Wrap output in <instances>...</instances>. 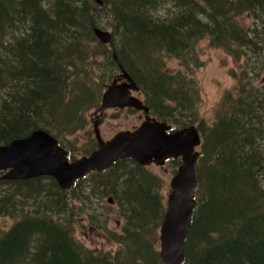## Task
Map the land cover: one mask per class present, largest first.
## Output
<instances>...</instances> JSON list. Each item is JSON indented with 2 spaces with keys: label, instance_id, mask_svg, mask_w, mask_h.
<instances>
[{
  "label": "trees",
  "instance_id": "16d2710c",
  "mask_svg": "<svg viewBox=\"0 0 264 264\" xmlns=\"http://www.w3.org/2000/svg\"><path fill=\"white\" fill-rule=\"evenodd\" d=\"M103 3L0 0V146L37 129L64 144L63 134L84 126L82 113L101 104L103 92L81 75L82 65H100L106 87L121 64L150 114L177 127L197 124L202 135L183 264H264V81L256 83L264 69L252 67L264 66V0ZM100 24L111 28L112 44L95 35ZM204 39L236 65L234 87L212 122L200 116L198 83L166 69L169 58L191 74L193 65H204L197 50ZM2 175L0 217L15 221L0 229V264H164L158 230L167 207L162 180L149 167L125 158L68 190L52 177ZM84 183L113 194L122 221L120 232L108 231L115 250L75 236L73 216L82 210L76 200H90Z\"/></svg>",
  "mask_w": 264,
  "mask_h": 264
},
{
  "label": "water",
  "instance_id": "95a60500",
  "mask_svg": "<svg viewBox=\"0 0 264 264\" xmlns=\"http://www.w3.org/2000/svg\"><path fill=\"white\" fill-rule=\"evenodd\" d=\"M103 5V0H95ZM104 44H112L109 30L93 27ZM117 59V56L115 55ZM120 75L106 85L101 104L94 112V132L98 145L90 154L75 160L58 140L44 129L0 146V171L7 180L52 177L68 190L91 172H102L114 163L134 159L142 166L164 165L169 159L181 164L170 181L167 210L160 227V256L164 264H183L185 243L196 207V164L200 156L202 135L195 125L175 129L166 121L151 116L149 107L133 95L140 87L131 74L119 64ZM111 108H133L145 112V120L134 129L121 130L104 139L100 129L102 114ZM112 202V199H109Z\"/></svg>",
  "mask_w": 264,
  "mask_h": 264
},
{
  "label": "rangeland",
  "instance_id": "374dc122",
  "mask_svg": "<svg viewBox=\"0 0 264 264\" xmlns=\"http://www.w3.org/2000/svg\"><path fill=\"white\" fill-rule=\"evenodd\" d=\"M100 27L102 28L104 26L100 24ZM106 29L111 31L109 27H106ZM197 50L204 65H193L192 68L194 72L192 74L187 73L188 71L179 65L178 60L175 58H169L167 60L168 65H166V69L173 72L175 70H181L189 79H192L193 83L195 81L198 83L200 89V116L212 122L215 117L217 105L223 93L234 87L235 78L231 70L236 65L234 64L233 57L228 55L225 51L211 48L208 39L202 40L198 44ZM82 67L83 70L81 71V75L86 76L88 82L91 77L96 79L103 92L105 89L102 85L104 73L100 65H82ZM252 67L256 70L258 69V71L260 68L264 69L262 65H253ZM119 71L120 69L114 70V76L119 73ZM260 78H262L261 81ZM262 81H264V70L256 83L260 84ZM194 86L196 85L194 84ZM141 97L144 99L145 95L142 94ZM96 109L97 107L82 113L84 126L80 127L74 134L68 135V133H65L62 135L65 137L62 146L65 148L66 146L69 147L68 149L71 150L75 158L86 155L84 152L87 150V154L92 152L88 145L92 140L96 141L94 133V122L97 119L94 115ZM143 120L144 114L138 110L108 109L101 117L102 123L100 129L102 136L104 139H110L121 130L134 129L136 126L142 124L141 122ZM150 170L162 180V185L159 189L165 202H167L168 195L171 191L170 181L177 169H175L173 162H169L165 167L152 165L150 166ZM82 190L85 195H90V200H86V198L76 200L78 204H82V210L73 216L72 223L76 226L75 236L89 247L103 250H115L118 243H114L111 240V234L108 233V231L120 232L122 221L119 220L118 205L113 199V194L105 193L104 187L95 188L93 185L87 183H84ZM109 199H112V202H110ZM90 216H94L95 219L92 220ZM105 219L107 220L105 221ZM14 221L15 219L12 217H0V229L11 225ZM159 236L160 228L158 230V246L160 250Z\"/></svg>",
  "mask_w": 264,
  "mask_h": 264
},
{
  "label": "flooded vegetation",
  "instance_id": "af4514ba",
  "mask_svg": "<svg viewBox=\"0 0 264 264\" xmlns=\"http://www.w3.org/2000/svg\"><path fill=\"white\" fill-rule=\"evenodd\" d=\"M120 69V68H119ZM120 73H121V70L119 71V73H117L114 77H113V79L114 78H116L118 75H120ZM112 79V80H113ZM143 93H142V90L141 91H139V92H135V91H133V95H136V96H139L140 97V99H142L143 100V102L147 105V103H146V101H145V98L143 99L142 97H141V95H142ZM148 106V105H147ZM114 109H119V108H114ZM126 109H128V110H130V109H132V110H134L133 108H123V109H119V110H126ZM139 111V110H138ZM139 112H142L143 114H144V120H145V112L144 111H139ZM105 114V113H104ZM150 114V113H149ZM95 115V114H94ZM96 116V115H95ZM96 118H97V116H96ZM143 120V121H144ZM100 121H101V119H100ZM142 121V122H143ZM141 122V123H142ZM101 123L102 122H100V125H101ZM137 127V126H136ZM175 129H177L176 127H175V125L173 126ZM96 139V138H95ZM107 140V139H106ZM97 145H98V142H97ZM169 162H172L171 160H168V161H166V163L164 164V165H162V167H165ZM139 164V163H138ZM152 165H154V164H152ZM152 165H148V166H146V167H149L150 168V166H152ZM158 166V165H157Z\"/></svg>",
  "mask_w": 264,
  "mask_h": 264
}]
</instances>
